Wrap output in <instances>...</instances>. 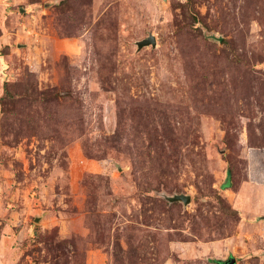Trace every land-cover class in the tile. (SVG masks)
I'll return each instance as SVG.
<instances>
[{"label": "rangeland", "instance_id": "374dc122", "mask_svg": "<svg viewBox=\"0 0 264 264\" xmlns=\"http://www.w3.org/2000/svg\"><path fill=\"white\" fill-rule=\"evenodd\" d=\"M229 256L264 264V0H0V264Z\"/></svg>", "mask_w": 264, "mask_h": 264}, {"label": "water", "instance_id": "95a60500", "mask_svg": "<svg viewBox=\"0 0 264 264\" xmlns=\"http://www.w3.org/2000/svg\"><path fill=\"white\" fill-rule=\"evenodd\" d=\"M22 11H24V10H22ZM207 37L209 39L215 40L217 42H221L223 40L222 36H215V34L208 35ZM135 46H136L137 51H140L141 49H143L145 47L154 48L156 46L155 37L153 35L149 34L147 38L135 42ZM167 200H168L169 203L181 202V203H183V205H188L190 203L191 199H190V196H188V195L177 194V195H173V196L167 197ZM38 220L39 219H35V221H38ZM215 262H216V264H236V260L232 256H229L225 260H217Z\"/></svg>", "mask_w": 264, "mask_h": 264}]
</instances>
